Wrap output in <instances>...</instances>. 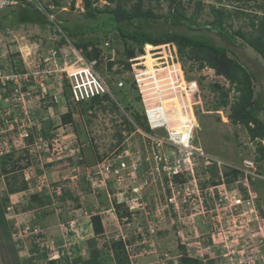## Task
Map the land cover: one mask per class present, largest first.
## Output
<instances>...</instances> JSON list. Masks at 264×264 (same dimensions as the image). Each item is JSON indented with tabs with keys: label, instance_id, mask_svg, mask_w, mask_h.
I'll return each mask as SVG.
<instances>
[{
	"label": "rangeland",
	"instance_id": "374dc122",
	"mask_svg": "<svg viewBox=\"0 0 264 264\" xmlns=\"http://www.w3.org/2000/svg\"><path fill=\"white\" fill-rule=\"evenodd\" d=\"M40 2L48 11L43 13L50 27L18 24L9 12L19 2L0 8V66L33 72L37 62L56 51L59 64L52 70L76 68L81 60H88L84 52H90L92 44L99 48L96 70L110 86L113 98L97 105L76 102L69 89L57 85V74L47 75L45 98L28 105L31 129L25 131L31 134L29 138L22 137L25 132L20 127L2 135L6 144L0 146V203L10 239L5 240L0 231V264L51 262L45 252H31L38 240L30 236L32 227L39 240L43 238V247L50 242L59 245L64 229L78 232L75 251L57 264H82L90 256V240L101 251V264H113L110 246L115 242L123 245L128 264H264V139L252 138L246 126L229 118L239 96L233 85L212 65L191 58L187 49L179 52L174 43L150 45L149 53L159 61L148 56L146 44L143 55L138 53L140 46L127 47L113 37V31L102 27L111 15L92 11L114 4L88 0V11L84 0ZM261 5L264 0H144L143 9L150 7L159 16L153 30L172 28L162 16L179 10L190 20L183 21L181 32L204 34L215 45L233 50L237 59L230 52L226 58L255 75L251 92L264 104V61L239 35L253 33L250 19L253 14L261 15L256 8ZM218 8L230 14L223 25L234 36L233 47L207 25ZM188 22L190 29L185 26ZM60 23L100 26L101 42L108 44L96 42L101 35L97 32L62 40ZM131 50L137 55V66L145 65L151 74L177 61L186 99L184 93V99L173 96L175 103L170 100L166 105L167 116L162 107L153 105L157 108L151 115L163 119L166 130H147L144 104L134 87L115 89L117 75L129 79L128 73L133 72L132 58L128 71L117 63L125 62ZM156 77L166 83L159 71ZM35 80L41 83L39 76ZM37 83L33 95L42 93ZM157 98L152 96V100ZM13 117L11 125L16 124ZM256 117L264 124L262 111ZM166 131L172 138L179 136L178 148L165 144ZM148 138L160 139L159 147ZM244 160L257 166V176H249L246 185L255 197L256 218L249 209L229 202L233 193L246 197L244 176L233 169L242 168ZM108 165L117 172L105 169ZM230 170L238 173L231 177ZM221 178L228 192L222 205L215 188ZM94 215L99 216L101 235L92 230L90 217Z\"/></svg>",
	"mask_w": 264,
	"mask_h": 264
},
{
	"label": "trees",
	"instance_id": "16d2710c",
	"mask_svg": "<svg viewBox=\"0 0 264 264\" xmlns=\"http://www.w3.org/2000/svg\"><path fill=\"white\" fill-rule=\"evenodd\" d=\"M85 1L86 9L88 10V4ZM108 5L114 4V7L104 6L102 9L91 8L92 11L96 13H109L111 18L103 21L101 23L102 27H106L107 30L113 31L115 34L113 37H118L122 40L124 44L129 47L131 45L140 46V51L143 52V46L146 44L148 46V56L158 61L159 59H154L149 52L152 50L150 45H161L167 43H174L179 52L185 51L186 49L191 54V58L196 59L200 62H205L207 65H212L216 68L217 73L223 76L239 93L237 101L232 105V114L230 119L233 123H239L247 127L248 133L252 138L264 139V124L258 120L256 113L262 111L264 113V104L259 95L253 96L251 92V82L256 79L255 75L244 69L241 64L229 60L226 58V53L230 52L237 59V55L233 50L228 49L225 46H218L211 42V40L204 34L195 33L189 34L181 32V28L184 26L183 21H189L187 17L179 10H173L166 16H162L164 23H171L172 28L158 32L153 30V23L159 17L154 14L151 8L143 9L144 0H104ZM156 1V0H155ZM236 1V0H233ZM40 0H19L18 7L9 12L18 24H33L42 27H50L51 22L48 20L47 16L43 13L48 12L45 6H40ZM261 15L258 16L253 14L250 19V27L253 29V33L244 34L240 33L242 40L248 44L264 61V5L256 7ZM89 11V10H88ZM214 18L211 22L207 23L210 30H214L215 34L222 37L230 47L235 44L234 36L228 30H226L223 25L224 20L230 17L223 8H218L213 10ZM186 23V29H190L191 25ZM100 26L96 25H69V24H58V32L60 34V39H66L69 37L75 38L79 35H86L87 33H99L100 38L97 39V43L100 45L105 42H101V37L104 35L101 31ZM185 29V27H184ZM238 33V32H237ZM95 41V40H94ZM107 43V42H106ZM108 44V43H107ZM149 44V45H148ZM89 47V46H88ZM87 46L84 48V51ZM142 52H138L139 54ZM85 56L88 58L87 61H93L98 58L99 48L91 44L90 52H84ZM135 56L134 52L131 50L127 53L126 61L117 63L121 64L125 71L129 70L128 59ZM214 61L223 63L222 66L217 65ZM112 62V63H110ZM109 62V65H113L114 59ZM215 64V65H214ZM97 65V63H96ZM95 65V68H96ZM203 65V64H202ZM220 66V67H219ZM16 67V66H12ZM124 71V70H123ZM120 74V72H119ZM119 75L114 78V80L120 79ZM132 88L133 85L130 79L125 80V86L121 89L124 91L126 88ZM69 89V87H66ZM70 92V91H69ZM109 99L108 96L96 97L86 102L90 104H100L104 100ZM78 106L80 104H77ZM145 124V123H144ZM252 125V127L250 126ZM148 131H151L147 124H145ZM264 151V146L262 147ZM238 172L230 170V176L234 177ZM178 177V176H177ZM247 196V194H246ZM64 200L63 196L60 198ZM49 204V202H48ZM42 205V204H41ZM47 205V204H46ZM42 208V207H41ZM90 224L95 235H101L103 230L101 222L98 215L90 217ZM0 231L2 237L7 240L10 239L9 225L6 221L0 203ZM88 245L91 246L90 256L87 260L83 261L82 264H101L99 261V255H101L100 250H95L93 246L95 245L94 240H90ZM34 248L31 252H38L40 250L37 244L33 245ZM112 251V261L113 264H128V258L123 252V245L121 242H115L110 246ZM188 263L191 261L186 260ZM56 261H51L49 264H57Z\"/></svg>",
	"mask_w": 264,
	"mask_h": 264
},
{
	"label": "built area",
	"instance_id": "2783aa9c",
	"mask_svg": "<svg viewBox=\"0 0 264 264\" xmlns=\"http://www.w3.org/2000/svg\"><path fill=\"white\" fill-rule=\"evenodd\" d=\"M18 2L19 0H0V8L9 5H15ZM105 45H107L106 42ZM56 55L57 54L54 51L51 55H48L46 57L47 59L45 58L42 62H37L36 70L34 69L33 72H22L19 71L17 67L7 69L5 66H0V146L1 144H6V137H3L2 135L5 133V131H13L14 127H20L22 129L21 131L25 132L22 134V137L24 139L30 136L29 132L27 133L25 131L27 129H31V121L28 116V105L30 103H33L32 101H34L35 99L45 98V88L43 82L47 81V75L57 74V76L54 77L55 81H57V85L61 88L64 83L67 84L76 102L91 100L93 98L102 96L113 98L110 86L96 71L94 61L89 62L81 60L79 67L72 68L71 66H69L62 69V67L59 66L57 70H52L53 66H58L59 64V59L57 63ZM155 58H160V56H155ZM137 59L138 58H132L129 60L131 61L130 66L132 67L133 72L130 71L128 74L130 75L129 78L133 87L138 91L141 97V101L144 104L143 115L151 131L155 132L161 129L166 130L167 127H165L164 120L161 118H156V116H154V119L152 120L151 114L148 110L152 109L153 105L160 104L163 101L168 102L170 100H174L172 99L173 96H175L176 99H179V96L183 97V93L185 94L184 97L186 99V87L181 80L179 66L177 63H175L177 61H172L170 62V64L160 66L159 70L156 69L155 72L151 74L145 65L137 66V64L135 63ZM157 71H159L160 74L164 76V78H167V80H165L166 83L163 81V78L160 79L156 77ZM38 76L41 78V83H37L35 80ZM125 79V76L124 78L117 79L114 83L115 88L122 89L125 85ZM36 83L41 88L42 93L40 95H33L32 90L36 87ZM172 86L174 87L170 88ZM152 96H158V100H152ZM12 117L13 121L16 124L11 125ZM155 138L148 139L151 140L152 144H155L157 147H159L158 145L160 144V139ZM34 140L41 142L40 138H34ZM35 143L33 144V146H37V144ZM178 143H181L179 141V136L172 138L169 132L166 131L165 144L170 147L178 148L180 145ZM28 146H30V144ZM190 152L197 153L195 151ZM120 155H118V158H120ZM121 165H123V162L120 163V166ZM111 167L113 166L108 165L105 169L109 170ZM233 169L241 172V174L244 176L245 182L243 184L245 185L244 187L246 189L245 191H247V196L241 197L240 195L233 193L229 202L234 207L242 206L243 208L249 209V212L251 214H254L256 218L257 215L254 206L255 197L251 194V188H246V185L249 181V176H251L252 179L253 177L257 176V166H255L253 161L244 160L242 168L233 167ZM112 171L117 172V169L114 168L112 169ZM220 181L221 184L215 186L218 191V197L215 194L213 195V193H209V196L214 199L216 196L218 198L217 202L222 205L223 200L227 199L226 195L228 192L225 188L223 178H221ZM31 230L32 232L30 236L38 238L37 243L35 244H37L40 252L43 251L47 254L48 261L60 262L62 260H66L67 256L65 255H69L70 251H75L74 248L77 239L76 237H78L79 235L78 232L74 231L73 229L62 230L60 232L61 243L55 246L53 242H50V246L47 247H43V243L41 242L43 238L41 237V240H39L40 236L39 234H36V228H30L29 232ZM15 236L16 233H13L12 238H15ZM19 239L21 240L22 238L19 237Z\"/></svg>",
	"mask_w": 264,
	"mask_h": 264
},
{
	"label": "bare ground",
	"instance_id": "6f19581e",
	"mask_svg": "<svg viewBox=\"0 0 264 264\" xmlns=\"http://www.w3.org/2000/svg\"><path fill=\"white\" fill-rule=\"evenodd\" d=\"M168 102H170V101H168ZM168 102H164L163 101L160 104H158L159 105L158 107H162V109L164 110L166 116L168 115V110H169L168 108H166V105H167ZM171 102L175 103L174 100H171ZM184 105H185V110H186V103ZM187 106H188L189 109H191L189 105H187ZM155 108H157V107L153 106L152 109L148 110L151 115H153L155 113V111H153V110H155Z\"/></svg>",
	"mask_w": 264,
	"mask_h": 264
},
{
	"label": "clouds",
	"instance_id": "9594fccd",
	"mask_svg": "<svg viewBox=\"0 0 264 264\" xmlns=\"http://www.w3.org/2000/svg\"><path fill=\"white\" fill-rule=\"evenodd\" d=\"M155 46H156V45H155ZM55 52H56V51H55ZM140 55H143V52H142ZM140 55H139V56H140ZM135 57H137V55L134 56L133 58H135ZM86 61H87V60H86ZM93 61L95 62V65H96V61H95V60H93ZM89 62H92V61H89ZM95 69H96V68H95ZM96 71H97V70H96ZM127 71H128V70H127ZM118 77H120V79L123 78L122 75H121V76H118ZM126 79H127V77H126ZM126 79H125V80H126ZM129 79H130V78H129ZM115 81H116V80H115ZM130 81H131V80H130ZM62 86H63V87H69V86H68L67 84H65V83H64ZM124 86H125V85H124ZM115 89H116V88H115ZM116 90L119 91V90H121V89H116ZM69 91H70V93H71L70 88H69ZM93 99H94V98H93ZM86 101H89V100H86ZM86 101H81V102H86ZM146 123H147V122H146ZM30 135H31V134H30ZM28 138H29V137H28ZM34 138L36 139V137H34ZM34 138H33V139H34ZM26 139H27V138H26ZM30 141H31V140H29V139L27 140L28 145H29V142H30ZM33 141H34V140H33Z\"/></svg>",
	"mask_w": 264,
	"mask_h": 264
}]
</instances>
